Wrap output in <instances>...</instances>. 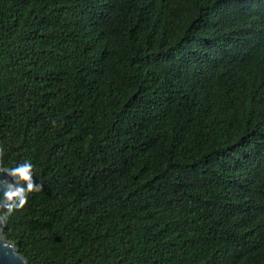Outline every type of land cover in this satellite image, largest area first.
Returning a JSON list of instances; mask_svg holds the SVG:
<instances>
[{
	"label": "trees",
	"instance_id": "16d2710c",
	"mask_svg": "<svg viewBox=\"0 0 264 264\" xmlns=\"http://www.w3.org/2000/svg\"><path fill=\"white\" fill-rule=\"evenodd\" d=\"M24 160L27 264H264V0H0Z\"/></svg>",
	"mask_w": 264,
	"mask_h": 264
},
{
	"label": "clouds",
	"instance_id": "9594fccd",
	"mask_svg": "<svg viewBox=\"0 0 264 264\" xmlns=\"http://www.w3.org/2000/svg\"><path fill=\"white\" fill-rule=\"evenodd\" d=\"M33 167L31 160H24L14 167H0V172L11 178L0 179V189L3 190L0 206L6 209L5 212L0 213V223L16 209L22 208L30 193L41 189L42 185L34 180Z\"/></svg>",
	"mask_w": 264,
	"mask_h": 264
},
{
	"label": "water",
	"instance_id": "95a60500",
	"mask_svg": "<svg viewBox=\"0 0 264 264\" xmlns=\"http://www.w3.org/2000/svg\"><path fill=\"white\" fill-rule=\"evenodd\" d=\"M8 178L6 174L0 172V179ZM3 198V190L0 189V199ZM3 209L0 206V212ZM4 221L0 223V264H27L26 259L20 254L16 245L9 241L4 235Z\"/></svg>",
	"mask_w": 264,
	"mask_h": 264
},
{
	"label": "rangeland",
	"instance_id": "374dc122",
	"mask_svg": "<svg viewBox=\"0 0 264 264\" xmlns=\"http://www.w3.org/2000/svg\"><path fill=\"white\" fill-rule=\"evenodd\" d=\"M4 209V208H3ZM3 209H1V211L3 210ZM1 213V212H0Z\"/></svg>",
	"mask_w": 264,
	"mask_h": 264
}]
</instances>
